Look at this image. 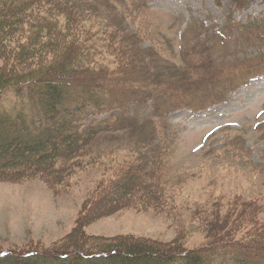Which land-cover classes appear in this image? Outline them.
I'll return each instance as SVG.
<instances>
[{
	"label": "rangeland",
	"instance_id": "1",
	"mask_svg": "<svg viewBox=\"0 0 264 264\" xmlns=\"http://www.w3.org/2000/svg\"><path fill=\"white\" fill-rule=\"evenodd\" d=\"M72 1L93 17L94 32L107 38L115 32L111 46L120 44L134 59L124 69L127 79L161 87L160 101L168 103L154 114V94L147 107L113 113V125L128 120L99 134L88 154L69 162L59 183L53 175H0V255L25 264L21 259L31 253H110L124 241L181 254L207 243L218 202L226 206L240 197L264 203V24L258 22L264 4L256 0L237 11L214 0ZM96 38L98 63L116 68L109 42ZM9 60L0 59V70L19 72ZM126 91V97L144 93ZM2 102L12 115L37 114L9 92ZM121 166L140 169L143 182L117 201L129 183L111 187ZM219 243L230 250L227 241ZM128 246L121 256L129 255Z\"/></svg>",
	"mask_w": 264,
	"mask_h": 264
},
{
	"label": "trees",
	"instance_id": "2",
	"mask_svg": "<svg viewBox=\"0 0 264 264\" xmlns=\"http://www.w3.org/2000/svg\"><path fill=\"white\" fill-rule=\"evenodd\" d=\"M222 1L230 2L233 9L243 10L255 0H214L217 6ZM92 19L83 4L72 0H0V59H11L13 71L21 68L17 73L0 70V175H40L41 178L53 175L51 181L59 183L69 173V162L88 154L99 134L110 132L128 120L122 117L118 122L120 117L117 125H113V113L136 105L140 109L147 107L154 94L156 99L151 103L154 114H159L167 105V101H160L161 94H157L161 87L148 89L127 79L124 69L133 66L134 59L126 55L120 44L118 48L115 43L111 46L110 40H116L115 32L108 38L102 30L94 32L90 27ZM258 22L264 24V21ZM116 31L118 34L119 29ZM99 34L104 42H109L108 53L117 55L114 69H110V64L98 63L96 56L100 53L93 49L100 40L96 38ZM6 73L11 75L10 79H4ZM127 87L144 93L126 97ZM8 92L18 103L36 109L37 114L29 116L25 111H18L12 115L2 109ZM101 115L108 117L98 120ZM130 167L116 168L118 182L111 187L129 183L113 200H125L130 195L128 189L143 182V176L138 175L141 170ZM147 190L153 188L145 187ZM155 190L153 202L161 197L158 189ZM261 202L240 197H233L226 206L218 202L209 215L212 224L206 229L207 243L181 254L172 255L171 249L160 254L151 248L145 250V245L142 249V245L124 241L110 253L54 257L31 253L20 263L264 264V205ZM220 241L221 245L227 241L228 246H224L229 247L228 252L227 248L215 244ZM127 245L129 255L121 256V249ZM51 257L54 259L49 260ZM17 262L8 254L0 255V264Z\"/></svg>",
	"mask_w": 264,
	"mask_h": 264
}]
</instances>
